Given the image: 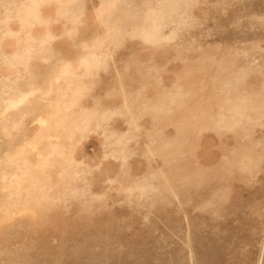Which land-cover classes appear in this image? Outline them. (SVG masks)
<instances>
[{
	"label": "rangeland",
	"instance_id": "1",
	"mask_svg": "<svg viewBox=\"0 0 264 264\" xmlns=\"http://www.w3.org/2000/svg\"><path fill=\"white\" fill-rule=\"evenodd\" d=\"M0 264H264V0H0Z\"/></svg>",
	"mask_w": 264,
	"mask_h": 264
}]
</instances>
